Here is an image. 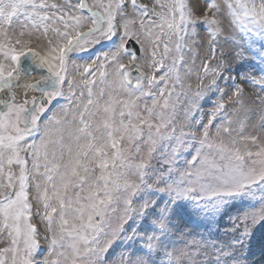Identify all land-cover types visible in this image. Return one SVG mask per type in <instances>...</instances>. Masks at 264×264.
I'll list each match as a JSON object with an SVG mask.
<instances>
[{
	"label": "snow or ice",
	"instance_id": "6c2138e0",
	"mask_svg": "<svg viewBox=\"0 0 264 264\" xmlns=\"http://www.w3.org/2000/svg\"><path fill=\"white\" fill-rule=\"evenodd\" d=\"M232 29L264 42V0H0V264H105L133 212L152 235L119 264H239L264 222V96L257 110L233 83L197 115ZM233 200L248 209L234 242L168 250L170 212Z\"/></svg>",
	"mask_w": 264,
	"mask_h": 264
},
{
	"label": "rangeland",
	"instance_id": "374dc122",
	"mask_svg": "<svg viewBox=\"0 0 264 264\" xmlns=\"http://www.w3.org/2000/svg\"><path fill=\"white\" fill-rule=\"evenodd\" d=\"M139 3L148 4L151 6L153 0H138ZM207 0H198L199 9L202 10L206 5ZM228 36L227 42L223 46V52L226 54V70L223 72V79H219V90H212L206 93V96L199 101L201 106L197 110V115L207 113L211 110L212 104L216 102L223 93H230L233 83L240 84L244 88L245 102L251 105L253 108L259 109L258 98L264 96V89L261 88V73L259 71L261 64L259 55L262 54V43L258 38L256 42L251 46L249 45L247 33H243L240 30L232 29L226 33ZM207 34L200 31V41L206 40ZM200 55L206 54L207 46L205 44L204 49L197 48ZM217 58H220V54H217ZM200 61H197L199 65ZM255 80L257 83H247V81ZM190 83L193 88L196 86V78L192 77ZM66 91V86H65ZM36 95L35 92H32ZM224 99H227L224 96ZM253 100H257L256 104H252ZM61 104L66 101L61 99ZM57 101H53L51 108L55 109ZM228 107L232 105L229 103ZM182 117V113L178 115V119ZM203 118V117H202ZM187 131V129H185ZM251 134H258L257 131L250 130ZM155 203L159 206V209L164 208V203L160 197H154ZM134 207L139 208V204L134 199ZM248 209L245 203L239 200L229 201L228 204L222 208V210L216 213L214 216L206 214H197L192 210L191 205H183L174 212L169 213L171 223L169 225L170 235L169 239L172 246L169 247V251L174 249L184 248L186 245H192L194 243L206 244L209 246V251H213L211 245H217L222 247L230 242H234L236 236H240L245 228V216ZM117 218L116 214H113V220ZM155 220V217H152ZM38 227L41 229V235L43 232V225L39 220L35 221ZM149 220L141 216L136 215L133 212L126 223L123 224L124 231L120 234L118 239L112 244L111 248L103 254L102 259L105 264H119L122 257L127 258L132 254L134 249H139L145 246V241L140 239L146 235H152L151 232H146L148 228ZM135 229V231H133ZM159 236V233H156ZM126 237H132V241H129ZM41 245L47 248V244L41 240ZM6 246L5 242H0V248ZM236 255L238 257L239 264H264V222H257L251 224L248 222V235L244 239V243L236 246ZM210 264V262H209Z\"/></svg>",
	"mask_w": 264,
	"mask_h": 264
},
{
	"label": "bare ground",
	"instance_id": "6f19581e",
	"mask_svg": "<svg viewBox=\"0 0 264 264\" xmlns=\"http://www.w3.org/2000/svg\"><path fill=\"white\" fill-rule=\"evenodd\" d=\"M33 77L34 78H29V80H28L29 83H34V82L39 80V76L37 74H35ZM16 92H17V98L18 99H20L23 96V94H24V90H23L22 87L21 88H17ZM35 94H37V93L35 92ZM32 95H33L32 93H29V96H32Z\"/></svg>",
	"mask_w": 264,
	"mask_h": 264
},
{
	"label": "water",
	"instance_id": "95a60500",
	"mask_svg": "<svg viewBox=\"0 0 264 264\" xmlns=\"http://www.w3.org/2000/svg\"><path fill=\"white\" fill-rule=\"evenodd\" d=\"M35 74H37L39 76V80H40V72H39V70H37L36 72H34L30 78H34L33 76ZM37 94H38L37 96L41 95L39 92H37Z\"/></svg>",
	"mask_w": 264,
	"mask_h": 264
}]
</instances>
